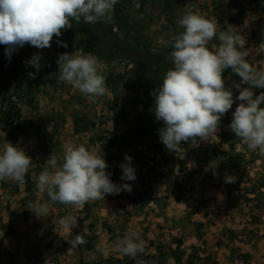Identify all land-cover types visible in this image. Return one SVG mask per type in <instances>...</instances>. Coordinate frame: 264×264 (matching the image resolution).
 <instances>
[{
    "label": "rangeland",
    "instance_id": "1",
    "mask_svg": "<svg viewBox=\"0 0 264 264\" xmlns=\"http://www.w3.org/2000/svg\"><path fill=\"white\" fill-rule=\"evenodd\" d=\"M167 1L175 5L167 8ZM137 3L139 8L135 7ZM220 4H230V10ZM118 5L124 9L133 28L130 35L144 41L149 52L159 58L170 61L168 58L172 48L165 46V41L183 30L176 22L182 12L192 10L216 20L218 30L232 27L242 35L249 53L247 61L258 71H264V52L261 51L264 46L263 2L145 0L141 8L139 0H118ZM230 18H235L234 26L229 25ZM72 23V28L61 33L75 32L76 24L74 21ZM113 33L119 34L117 30H113ZM60 37L54 36L52 41L57 43ZM102 38V46L109 53L113 50L114 41L106 29ZM218 43L215 38L210 41L209 50H213L212 46ZM77 46L80 49L72 46L66 52H87L86 46ZM5 48L0 44V71L10 72L12 76L10 87L5 85L7 77L2 80L5 89L3 96L12 98L20 110V118L16 119L13 113L10 114V129L14 128V136L8 135L0 126V146L7 141L22 149L32 159L28 173L33 180H37L49 156L52 153L57 157L62 156L67 143L82 144L89 150H101L109 165L103 148L105 140L110 137L109 133H114L117 146L110 152L117 156L119 172L113 183H127L132 190L106 194L104 200L88 202L82 208L56 203L50 206L48 217L40 218L23 204L22 198L27 193L22 185L19 192L14 194L10 183L16 182L0 181V264H129L130 261L126 259L124 263H119L125 256L109 246L130 231L136 232L144 241L145 252L137 257L150 256L151 260L145 264H176L171 258V251L177 248L181 264H187L192 246L197 251L210 254L217 264H264V197L255 200L249 195L251 200L241 203V211L230 210L226 205L225 175L236 176L241 188L257 185L260 180L258 175H264V156L248 151L243 141L228 127L234 112L232 108L221 118L216 136H210L208 141H201L195 147L191 142L182 141L184 151L172 152L160 140L159 129L162 126L155 117L146 139L134 135L138 128L134 117L152 96L149 93L145 98L144 85L155 90L161 83L153 76L148 77L151 74L138 61L139 55L132 53L129 58L120 53L109 60L97 57L106 74L113 77V83L106 85L108 91L105 96L91 103L77 89L57 79L59 53H55L52 45L38 49L26 43L22 47L17 46L10 56L5 54ZM34 54L41 57L39 71L28 63ZM30 73L35 74L40 84L32 88L31 95L27 94V100L32 99V104L20 96L25 93L28 82L34 79L30 78ZM233 78L235 75L226 74L225 86L232 89L234 102L239 104L240 101L236 100L238 91L232 88L237 80L232 81ZM124 83L138 91L142 103L132 101L133 94L124 88ZM254 91L258 95L264 89ZM8 109L0 99V116ZM76 116L86 117L93 127L75 134L72 122ZM102 137L105 140L101 142ZM152 144H158L161 153L150 150ZM229 144L233 146V153L243 157L240 174L224 169V156L216 154H211L212 157L203 163H196L197 154L206 146L211 145L222 152L229 150ZM125 156L131 157V167L136 176L134 181L121 180L120 165L127 163ZM214 164L216 168L213 170L210 167ZM105 171L108 173V167ZM213 171L216 175H213ZM10 194L14 195L7 200ZM31 195L36 198L35 203L48 199L46 193L41 194L36 190ZM68 214L79 218L78 226L71 233L58 224V220ZM79 233L94 236L93 251H85L80 246L71 248L67 241ZM98 245L104 247V252L97 250ZM240 255H245L244 262Z\"/></svg>",
    "mask_w": 264,
    "mask_h": 264
},
{
    "label": "clouds",
    "instance_id": "2",
    "mask_svg": "<svg viewBox=\"0 0 264 264\" xmlns=\"http://www.w3.org/2000/svg\"><path fill=\"white\" fill-rule=\"evenodd\" d=\"M117 3L118 0H0V44L6 46L8 56L17 46L26 43L38 49L51 47L53 37L72 28L73 21L77 24L112 22ZM135 7L139 8V4ZM176 23L183 30L165 41V46L172 48L168 58L172 66L152 92L155 118L163 121L159 129L161 142L166 149L177 153L184 151L182 141L191 142L195 147L216 136L221 118L234 103L232 89L225 86L222 76L230 69L240 78L232 84L240 103L232 112L228 127L248 151L264 156V91L258 95L254 91L264 89V71H258L247 61L245 38L232 27L218 30L216 20L205 18L198 11L182 12ZM214 38L219 43L209 50L208 44ZM261 51L264 52V46ZM40 60V55L34 54L28 63L39 71ZM56 63L57 79L77 89L89 102L95 103L107 94L106 72L96 56L83 50L61 53ZM29 75L35 78L34 73ZM125 160L127 163L120 165L121 180L134 181L131 157L125 156ZM31 163L32 159L22 149L4 141L0 146V181L11 180L23 185ZM107 167L101 150L67 143L62 156L54 153L49 156L37 177L35 186L48 199L30 202L26 207L44 218L56 203L82 208L88 202L104 200L106 194L131 192L129 184L117 185L110 180L105 171ZM210 168L214 170L216 164ZM223 179L225 183H235L237 178L225 175ZM78 219L68 214L58 224L71 233L78 226ZM67 242L72 249L87 243L80 233ZM109 247L121 256L134 259L145 252L144 241L131 231ZM97 250L104 252V247L98 245ZM137 264L145 262L138 260Z\"/></svg>",
    "mask_w": 264,
    "mask_h": 264
},
{
    "label": "trees",
    "instance_id": "3",
    "mask_svg": "<svg viewBox=\"0 0 264 264\" xmlns=\"http://www.w3.org/2000/svg\"><path fill=\"white\" fill-rule=\"evenodd\" d=\"M257 3H262L263 2V9L262 11L264 12V0H256ZM140 7L143 8L145 5V0H139ZM175 4L167 1L165 6L167 8L173 7ZM221 7H225L228 11L230 10V4H220ZM124 9L118 5V3L115 5V12L112 20V24L108 25L109 23H96V24H85L83 21H81L79 24L75 23L76 25L74 26L76 31L75 32H68V33H61V37L57 39V43L51 41V45L55 48V53L58 52L59 54L61 53H67L66 51L70 47H74V49H80L79 44H82L87 47V52L91 53L92 55L104 59V60H109L113 56L117 54H124L127 55L129 58L132 56V53H135L139 55L138 61L143 64L144 67L148 68L149 75L148 77L153 76L154 78L157 79L158 82H162L163 79V74L167 71L168 68H170L171 62L168 60H164L163 58H159L155 54H151L145 45L146 43L144 41L139 40V38L135 35H130V32L132 31V27L128 23L127 15L123 12ZM228 23L230 26H234L236 24L235 18H230L228 20ZM105 29L107 30L108 35H110L114 41V45H112L113 50L107 53L105 49L102 46V43L104 44V39L102 38L103 33L105 32ZM113 30H117V32L120 34H114ZM100 35H98V32H100ZM118 35V36H117ZM64 44L67 45V47H64ZM29 45V44H27ZM111 47V48H112ZM85 51V53H87ZM226 74H233L230 69H226L223 73L222 76ZM12 74L10 72H5L0 71V99H2L3 103L6 104V107L8 106L9 109L7 112H4L2 116H0V126L1 129L5 132L8 133L10 136H14L15 134L13 133L14 128L11 130V123L9 120L10 114L13 113V115L16 117V119L20 118V110L15 106V103L12 101V98H5L3 96V93H5L4 86L2 84V80L4 77H7V82L5 83L6 87H10V77ZM237 80L239 81V77L235 75V78H233L232 81ZM113 83V77L109 76L106 74V81L105 84L107 86L112 85ZM39 84V79L34 78L32 82H28V85L26 87L25 93H21L20 96L26 98V102L28 104H32L33 100H27L28 98V93H32L33 89L35 86H38ZM124 88L129 90L133 94V102L138 104L142 103V100H140L139 93L138 91L129 84L124 83ZM114 87V86H113ZM8 89V88H7ZM115 89V88H113ZM112 89V91H114ZM153 88L151 87H146L144 85V95L145 98H147L148 94L153 92ZM31 95V94H30ZM29 99V98H28ZM144 101V100H143ZM237 103H233L232 109L235 110ZM263 106V105H262ZM155 117L154 115V99L153 96H150L148 101L144 102L143 109L138 112L135 117H134V122L137 125V130L135 131L136 136L138 137H143V139H146L147 135L149 134L148 131L150 130V126L152 125V119ZM73 132L75 134H79L83 132L84 130L89 129V127H93L92 122H90L86 117H79L76 116L73 119ZM17 125V124H16ZM160 125L163 127V121H160ZM12 132H11V131ZM13 133V134H12ZM148 133V134H147ZM109 139L106 141L105 138H101L100 141H104V155L106 156L108 160V173H109V178L112 182H115L118 172H119V167L117 165V156L113 153L110 152V149L114 148L117 146V137L115 136L114 133H109ZM15 139V138H14ZM229 150L228 151H216L215 148L213 149V146L208 145L196 156V163L200 164L205 161L209 157H212L211 154H216L217 156H224V161H223V168L226 169L229 172L236 171L237 173L240 174L242 172V163H243V157L240 154H235L233 153V146L232 144L228 145ZM150 150L155 151L156 154L161 153V147L158 144H152L149 146ZM38 169V168H35ZM260 180L258 181L257 185H253L250 187L246 188H241V185L239 183V180L236 181L235 183H225V195H226V205L230 210L234 209H240L241 211V203L243 201L249 202L251 199L248 198L249 195L253 196V199H258L264 197V175H258ZM241 178V177H240ZM13 185V192L14 194H17L19 192V187L20 184L18 183H10ZM36 180H33L30 177V174L27 172L25 176V183L22 185L24 187V191H26L27 196L22 198L23 204H29L35 203V197H33L31 194L33 193L34 190L38 191L36 188ZM33 188V189H32ZM14 194L8 195L6 198L7 200H10ZM86 207V212H88V205ZM91 227V225H90ZM84 239L87 241V243L83 244L80 246L82 249L85 251H93L95 249V245L93 243L94 241V236L92 235H84ZM150 245H153L152 242H150ZM192 253L189 255L187 258V264H217L215 259L210 255L207 254L204 251H198L195 246H192L191 248ZM179 251V248H177L174 251H171V258L174 259L176 264H181V257L177 255L176 252ZM233 257V253H232ZM239 258L241 259L242 262H244L245 255H240ZM126 260H129V264H136L138 260H143L144 262H149L151 260L150 256H142V257H136L135 260L133 258H129V256H125V258L119 263H124ZM95 264H100V263H95ZM125 264V263H124ZM128 264V263H127Z\"/></svg>",
    "mask_w": 264,
    "mask_h": 264
}]
</instances>
